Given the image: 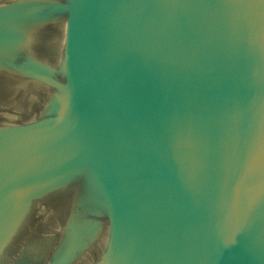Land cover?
Returning <instances> with one entry per match:
<instances>
[{
    "label": "water",
    "instance_id": "95a60500",
    "mask_svg": "<svg viewBox=\"0 0 264 264\" xmlns=\"http://www.w3.org/2000/svg\"><path fill=\"white\" fill-rule=\"evenodd\" d=\"M247 1L251 10L243 11L241 3ZM256 2L18 0L0 4V21L10 19V14L26 15L17 17L23 26L28 14L59 13L40 26L57 28L62 23L63 27L67 20V44L69 38L72 41L65 66L57 65L54 73L48 67L53 65L54 44L50 48L34 42L25 47L29 38L43 37L42 29L27 30L19 38L22 44L13 48L6 46L9 32L0 29V63L29 74L49 93L47 112L30 117L32 123L19 128L29 139L6 142L0 135V264H28L49 251L44 247L50 243L41 247L34 237L28 244L27 236L37 225L38 206L63 201L65 192L58 187L49 192L43 184L45 171H33L28 179L15 178L13 169L23 172L26 164L16 167L2 162L15 157L17 144L34 143L38 137L43 143L56 140L53 128H63L69 120L44 119L59 111L56 100L69 90L78 110L71 129L85 134L84 139L75 130L82 143L71 158L82 162L95 158L99 175L94 182L109 214L103 215L105 232L96 235L98 224L91 221L90 233L82 242L70 226L60 242L61 249L69 246V251L47 264H264V196L250 183L264 172V97L253 134L256 144L248 158L242 142L251 140L252 134L247 129V111L238 106L243 94L239 58L232 64V103L217 101L216 91L222 89L212 84L215 78L227 81L232 47L245 45L246 33L259 32ZM83 23L91 29L81 32L93 38L80 43L72 26ZM251 41L252 37L250 45ZM43 130L50 134L34 135ZM24 155L19 153L17 160L27 159ZM89 188L90 184L81 186L78 194L88 189V198L84 194L80 206L90 213L93 207L85 200H94L95 192ZM32 192L36 193L34 208L23 210ZM77 221L70 223L76 227ZM18 238L22 246L11 256ZM90 241L94 249L77 263L76 253L87 249Z\"/></svg>",
    "mask_w": 264,
    "mask_h": 264
},
{
    "label": "bare ground",
    "instance_id": "6f19581e",
    "mask_svg": "<svg viewBox=\"0 0 264 264\" xmlns=\"http://www.w3.org/2000/svg\"><path fill=\"white\" fill-rule=\"evenodd\" d=\"M11 1L12 2L6 1L3 3L4 4L14 3V1L16 2L18 0H11ZM61 1H63V0H61ZM65 2H66V0L64 1V3ZM3 3H0V4H3ZM241 7H242L243 11H245L247 8L251 10V7L248 5V1L243 6L241 3ZM255 7H256V16H259V20H260L257 23V25L260 23L259 32H257L256 35L252 34V33L247 35V33H246L245 45L241 44L240 46H237V48L235 46L232 47L231 54H230L231 60H229V63H230L229 76L227 78V81L225 79H222V78H219L218 80L215 78L214 80H212V84L218 90L222 89V91H216V95L214 96V98L217 101L224 99V101L227 104H229L230 102L232 103V95H230V91L232 89L231 75L234 76V69H235V66H232V64L236 65L237 59L239 58V60L242 64L241 89L243 90V94L241 93L239 95L238 106L241 109V111H247V113H246L247 129L249 131V134H252L251 140L249 139L247 141V143H244V141L242 142V150L247 155L246 157H248V158L250 157L251 153L254 151L252 148L256 144V141L253 138V134H254V131H256L258 129L257 128V124H258L257 123V115L259 116V111L261 110V104H262L263 97H264V0H257ZM39 12L37 13L38 15L40 14ZM10 15H11L10 19H7L6 21H0V29L8 31V29H11L10 27H12L11 26L12 24L19 23V20L17 19V17L20 18V17L26 16V15L15 16V14H10ZM32 15H34V14H32ZM32 15L27 16V19H25L26 24L31 22L30 17H32ZM34 17H36V14L34 15ZM32 20H33V18H32ZM39 25H40V23H39ZM68 26H69V23L66 20L65 25H64V30H62V31L59 30L60 33L62 32V41L63 42L60 44H62L63 47L60 46V44L55 45L53 47V48H55L54 52L57 53V54L54 53V55L52 56L53 59L65 60V55H66V58L68 56V48H69L68 44L72 43V41L69 38L68 44H67V38L70 35V34H68V31L66 30L68 28ZM72 27H73L72 30H74L76 33V35L74 37L76 41L83 43L85 40L89 41L93 38V35H90L88 33H86L84 35V32H81V30L84 28L88 29V31H89L91 29V27L89 25H85V23L80 24L79 26L77 24H74ZM68 29H70V28H68ZM59 31H58V33H59ZM243 33L244 32L241 31L240 35H243ZM235 35L236 34L233 33L231 35L232 38ZM251 37H252V41H251L252 44L250 45L249 43H250ZM74 38H72V40ZM51 42H52V39H51ZM64 42L66 44H64ZM53 43H55V42H53ZM49 45H51V44L49 43ZM235 55H236V57H235ZM223 90H224V95H223ZM70 94H71L70 90H69V92H63L61 94V98H62V96H64V97L61 100V102L63 104L61 103V106L59 105L60 109H62V110L58 111V116L52 117L51 119L50 118L44 119L46 121H50V120L56 121V120H60L63 117V119L65 121L69 120V122L63 128H61V127L60 128L59 127L53 128V130L56 131V135H57L56 140L53 143H43L41 140H38V138H39L38 137L36 139L37 141L35 140L36 142H34V143L33 142L25 143V145H23L22 147L20 146L21 144H17L16 149H15V152H16L15 157L11 158L9 161H3L2 162V164L6 165V166L9 165L8 163H10V165L13 164L16 167L18 165L21 166V165L26 164L25 170L23 172H21V170L19 168L13 169V171L16 170L15 171V174H16L15 178L19 177L20 179H24L27 176H30L29 178H31V172H33V171L35 172L36 170L45 171L47 174L44 177H46L48 179L45 181V184H48L46 182H55L58 179V177H60V176L76 175L77 178L80 176L79 180H81V184L78 185L79 187H71V186L62 187L61 186V188H58L62 192L70 193L68 196H71L72 194L78 195V192L80 191L79 189L83 185L87 186V184H90L89 189H91V190L96 188L98 186V184H97V182L96 183L94 182V178H96L99 175V170H98V167L96 164V160H94L95 161L94 162L91 160L92 158H90V159L87 158L82 162L81 159H79V160L75 159L74 160L73 158H71L74 155V153L76 154V152L78 151L80 144L82 143V140L76 139V136L74 134L76 129H74V130L71 129V126H73V119L74 118L77 119V117H78L77 116L78 110L75 109L73 106V103L71 104V102L69 101L68 97L70 96ZM6 121H8V120H6ZM31 121L32 120H27V121H22V122L23 123H27V122L32 123ZM41 121H43V119L37 120V123H40ZM22 125H24V124H22V123H15V124L12 123L11 124L8 122L7 123L5 122L4 124H0V135L4 136V139L6 140V142H8V141L21 142L20 140L27 139V138L29 139V135L26 134L25 132H23L21 129H19L20 126H22ZM76 131H77L76 135L85 139V134L82 133L83 131L79 130V128ZM41 133L50 134V132L48 130H43V131H39L38 133H36L34 135L40 136ZM67 133H68V135H67ZM19 153L25 154L24 155L25 158L27 157V159H29V160H27V159H22L20 161L17 160ZM261 155H262V151H261ZM28 161L31 162L29 164L30 166L27 165ZM62 161H64V162H62ZM77 162H79V165H76ZM81 162H82V164H81ZM262 162L264 163L263 159H262L261 163ZM62 165L65 167L59 168V167H62ZM45 168H51L50 171L54 170V172L48 173L50 171L46 170ZM86 169L89 172H87ZM82 170H84V171H82ZM89 173H91V174H89ZM48 174H49V176H48ZM256 177H255V179H256ZM60 178H62V177H60ZM26 179H28V178H26ZM250 183L254 185L253 188L256 187V191H258V195L262 194V196H264V172L263 171L260 172V176L257 177L256 182L252 181ZM48 188H49V192H51L52 190H55L54 188H51V187H48ZM34 195H36V193L32 192L30 194V199L33 198ZM74 195H72V196H74ZM66 196L67 195H65L64 200L66 199ZM78 199H80V198H78ZM102 203H103V201L97 206V208H95V213L90 220V221L98 222L97 218H99L100 223L103 225L102 229L99 228L100 229V230H98L99 233L96 232V234L98 236L102 232L104 233L105 232L104 229H106L105 228L106 222L103 219V215H107V218H108V214H109V211L107 210L106 204L104 207V205H102ZM87 205H89V204H87ZM103 207H104V209H103ZM22 208H23V210L26 209V211H30V209L34 208V201L31 202V200H29L28 205H23ZM23 212H25V211H23ZM80 232H85V230H82ZM83 235L84 234H82V236Z\"/></svg>",
    "mask_w": 264,
    "mask_h": 264
},
{
    "label": "rangeland",
    "instance_id": "374dc122",
    "mask_svg": "<svg viewBox=\"0 0 264 264\" xmlns=\"http://www.w3.org/2000/svg\"><path fill=\"white\" fill-rule=\"evenodd\" d=\"M6 1L12 2L11 0H0V3L6 2ZM42 1H44V0H42ZM59 1H61V0H59ZM64 1L65 0H63L61 2H64ZM42 9H44V8H42ZM45 11H47V10H45ZM37 13H32V14H34V15L36 14V17L38 19L36 17H34V15L29 14V16L32 15V17H30L31 22L25 24L24 26H23V24L20 25V23H15V24L11 25L12 26V27H10L11 29L7 28L8 31L4 30L5 33L9 32V36H10V41H8V43H6L7 47L13 48L14 46L21 45L22 42L18 43V41L20 40L19 38L22 35V33L24 32V35H25V32H27V30L28 31L29 30L34 31V27H36L37 30L39 28L42 29L40 31V33H42L43 37L36 38L35 40L34 39L30 40V38H29L27 44L25 45V47L27 46L26 49H28V46L33 45L34 42H41L40 43L41 45L43 42V43L47 44L48 46H51L53 42H55V43H53L54 46L63 42L62 41V32L60 33V31L64 30V26L62 27V23H60V25L57 26V28L55 27V25L54 26L52 25L53 28L48 27L46 29L40 27V25H39V23L41 24L46 19L55 20L56 16L59 17V13H56L54 11H52L51 13H48V12L43 13L40 11L39 12L40 16ZM32 18H33V20H32ZM58 31H59V33H58ZM51 39H52V42H51ZM15 43H17V44L15 45ZM49 43L51 45H49ZM64 44H66V43L64 42ZM60 46L63 47L62 44H60ZM53 50H55V48ZM27 60H29V59H27ZM52 63H53V65H50V63H49L48 67L50 68L51 71H54V73L57 72V65L59 68L61 66L63 67V65L65 66V60L53 59ZM45 65H48V64L45 63ZM48 95H49V93L46 94V91L44 90L41 82H39L38 80H36L34 78H31L29 76V74H26V73H23V72H20L17 70H13L9 66L0 63V121H2L4 123L8 122L11 124L12 123L13 124L23 123L22 121L32 120V118H30V117H32L34 115H38V114H42V113L47 112V109L49 107V105H48L49 99L47 98ZM62 98L61 99L59 97L57 98V100H56L57 106H59V105L61 106ZM68 99L72 104L73 103L72 94H70ZM59 110H61V109H59ZM56 116H58V111L56 112V114L53 117H56ZM26 118H30V119H26ZM6 120H8V121H6ZM47 137H49V136L47 135ZM26 143H28V142H26ZM23 145H25V143H21L20 146H23ZM15 147H13V148H15ZM91 160L94 161L95 158H93ZM79 162H77L76 165H79ZM60 177H62V178L57 179L55 182H46V183H48L46 185H48V187L55 189L57 187L61 188V186L62 187H66V186H68V187L69 186L79 187L78 185L81 184V180H79V178L75 179L77 177L76 175H68V176H60ZM90 192L91 193L95 192V197H93L94 200H91L90 198L85 200V204L88 201V204L91 205V208L93 207V210L90 211V213L88 212L90 209L86 210V207L84 208L85 210H81V209H83L81 207L82 206V199L81 198L83 196L85 197V195H87L86 197L88 198V193H89L88 189L81 192L82 194H78V195L72 194L74 196H72V195L68 196L70 193H66L65 194V195H67L66 198H68L69 201L68 200L67 201H65V200L60 201V199H58V200L52 201L51 203H49L50 201H47V202H45L44 206L43 205L38 206V209H36L37 213L35 215V218L37 220L36 221L37 225L35 227H33V230L31 231V234H29V236H27L28 229H26L24 231L23 243L25 241L26 236L28 239V244L29 243L32 244L33 243L32 241L34 240V237H35L42 244V245H40L41 247H43V244H46V243H48V244L50 243V247H47L45 245L44 249L49 250V251H45L40 260L33 259L28 264H47V262L52 261V260L56 261L64 253H67L70 249L69 246L65 247L64 249H61L62 246H60V242L63 241V238H64L67 230L70 228L73 231L76 230L75 232L79 236V238H78V241L80 240L79 242H82L85 238H87V236L90 233L88 224H90V222H91L90 220L95 213V208H97V206L102 202V199L100 196L101 189L99 188V186H97L96 188H94ZM77 196L80 197V199H78ZM74 198H77V199H74ZM97 198L99 199V201L98 200L96 201ZM30 200H31V202L34 201L35 195ZM93 201H94V204L96 203L95 205H93ZM77 218H79V221H77L78 223L76 224V227H75V224L70 223V222L74 219H77ZM97 220H98V222H97L98 227L102 229L103 225L100 223L99 218H97ZM82 230H85V232H80ZM98 230H100V229H98ZM98 230H97V233H99ZM82 234H84V235L82 236ZM18 240H19V238L16 239V241H18ZM92 243L93 242L90 241L87 249H82L83 251H81V253H79V254L76 253V257H77V261H78L77 263L83 262V261H85V259H87L88 252L91 253L92 250L94 249V246ZM83 244L84 243H82L81 245H83ZM21 246H22V244L20 241L14 242L13 248L10 250V251H12L11 256H14L15 253L18 250H20ZM50 250L53 252H50Z\"/></svg>",
    "mask_w": 264,
    "mask_h": 264
},
{
    "label": "flooded vegetation",
    "instance_id": "af4514ba",
    "mask_svg": "<svg viewBox=\"0 0 264 264\" xmlns=\"http://www.w3.org/2000/svg\"><path fill=\"white\" fill-rule=\"evenodd\" d=\"M46 180H48V179L46 178ZM46 180H45V181H46ZM44 184H45V183H44ZM45 185H46V184H45ZM65 194H66V193H65Z\"/></svg>",
    "mask_w": 264,
    "mask_h": 264
}]
</instances>
